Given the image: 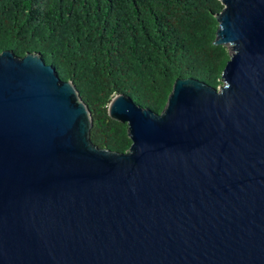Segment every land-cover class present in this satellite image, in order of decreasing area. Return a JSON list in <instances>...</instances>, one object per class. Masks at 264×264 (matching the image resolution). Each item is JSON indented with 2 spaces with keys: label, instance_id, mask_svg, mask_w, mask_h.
Masks as SVG:
<instances>
[{
  "label": "water",
  "instance_id": "95a60500",
  "mask_svg": "<svg viewBox=\"0 0 264 264\" xmlns=\"http://www.w3.org/2000/svg\"><path fill=\"white\" fill-rule=\"evenodd\" d=\"M221 1L222 84L116 95L127 152L42 55L0 53V264H264V0Z\"/></svg>",
  "mask_w": 264,
  "mask_h": 264
},
{
  "label": "trees",
  "instance_id": "16d2710c",
  "mask_svg": "<svg viewBox=\"0 0 264 264\" xmlns=\"http://www.w3.org/2000/svg\"><path fill=\"white\" fill-rule=\"evenodd\" d=\"M221 0H0V53L42 55L73 80L93 116L92 141L129 151L109 106L126 94L163 113L178 78L219 88L231 58L215 45Z\"/></svg>",
  "mask_w": 264,
  "mask_h": 264
}]
</instances>
